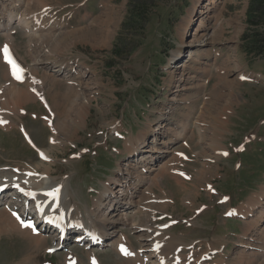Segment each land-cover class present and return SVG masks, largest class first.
Listing matches in <instances>:
<instances>
[{
	"label": "rangeland",
	"instance_id": "1",
	"mask_svg": "<svg viewBox=\"0 0 264 264\" xmlns=\"http://www.w3.org/2000/svg\"><path fill=\"white\" fill-rule=\"evenodd\" d=\"M23 1L29 6L17 8L15 15L25 14L31 20L33 14L41 13L42 28L29 35L28 30L12 26L8 32L14 40L13 55L26 76L35 78L36 87L47 90L53 98L62 97L67 88H72L75 97L66 107L59 103L51 115L48 109L46 114V105L41 101L15 105L10 85L0 90V97L6 96L0 98V111L8 107L4 103L16 112L24 108L27 114L21 119L27 123L22 127L33 140L31 144L26 139L19 120L7 116V128L0 125V170L15 172L17 168L39 165L40 172L44 167L36 148L48 150L50 175L64 185L66 202L84 214L93 208L109 180L119 177L120 168V172L138 170L140 165L129 160L126 142L136 141L144 133L150 140V130L163 123L162 130L170 126L173 131L169 135L180 131L183 137L167 142L171 153L165 158L155 154L156 166L143 172L149 186L156 174L164 167L166 170L142 194L145 208L164 200L173 202L168 209L146 208L148 213L155 212H150L154 217L149 226L167 243H181V254L191 250L202 254V264H264V254L251 248L239 255L241 240L253 238V243L262 245L264 236L247 232L251 228L242 217L226 214L264 187V60L252 58L240 48L248 0H148V11L139 21L128 19L130 8L136 12L129 0ZM208 1H213V7L203 22L209 28L212 44L202 51H192L190 56L188 46H183L175 57L180 39L187 33V19L192 17L195 28L201 17L199 10H204ZM48 24H53L51 32L60 33L57 37L43 34ZM75 30L79 32L73 33ZM44 38L51 42L41 44ZM5 41L0 32V48ZM191 56L193 59H189ZM226 56H236L235 66L226 64ZM47 61L72 63L79 72L63 71L60 75ZM2 67L0 87L7 83L8 76ZM69 81L76 84L68 85ZM174 95L175 102L170 100ZM67 107L80 110L87 123L51 143L53 133L44 123L45 117L54 115L53 124L59 120L64 130L70 126L63 121L62 112ZM36 116L38 120L33 119ZM173 153L185 155L175 165L176 171L167 170L168 157ZM135 190L141 192L142 186ZM15 205L12 212L17 213L18 203ZM135 212L127 214L118 230L127 236V245L138 251L141 241L130 227L138 220ZM1 218L5 217L0 215L3 225ZM243 231L247 232L245 236ZM115 233L103 247L92 249L99 264H135V259L116 252L114 242L120 235ZM46 239L37 247L26 232H4L0 228V264H66V252L45 254V248L51 246L50 238ZM68 246L78 257L77 264H91L83 247Z\"/></svg>",
	"mask_w": 264,
	"mask_h": 264
},
{
	"label": "bare ground",
	"instance_id": "2",
	"mask_svg": "<svg viewBox=\"0 0 264 264\" xmlns=\"http://www.w3.org/2000/svg\"><path fill=\"white\" fill-rule=\"evenodd\" d=\"M23 5L24 7L27 5V4H24L23 0H9V1L0 0V30L3 31L4 37L6 38L4 45H7L9 50L11 49L14 50V46H15L14 40L12 39V35L11 33L8 32V30H10L12 26L16 25V26L25 28V30H28L29 35L38 33L37 31L42 28V23H40V18H42L41 13H38V15L33 14L34 16L33 15L31 16V20L30 18H27L26 16H24L25 14L24 15L21 14L20 16L15 15L16 14L15 11L18 10ZM27 6H29V4ZM212 7H213V1H208L207 5L203 6L204 10H202V7H201V10H199V12L201 13V17L199 18L198 25L195 28L192 27L191 25L192 17L187 19L186 29H185L187 33L185 32L183 33L180 39V47L178 51L174 54L175 57H178L181 54L183 46H188L190 50L188 55L190 56L192 51L194 50L202 51L203 49L207 48L210 42L212 44L213 41L211 40V37L209 36V28L203 22V19H206L209 17ZM19 14H20V11H19ZM5 21H7L6 24H5ZM52 28H53V24L44 25L43 34L48 36L49 34L52 33L51 36L57 37L58 34L60 33L54 34L50 30ZM76 31L77 30L72 31V32L76 33ZM78 32L79 31H77V33ZM27 41L28 43L31 44L30 38H28ZM43 42L47 43L51 41L49 38H44L41 44ZM38 45L39 44H32V46H38ZM3 46L0 49H2ZM43 46H45V44ZM217 51L219 53V50ZM235 57L226 56V64H228L229 66L230 65L235 66L234 63L237 62V58ZM189 59H193V57L191 56L189 57ZM53 63L56 64L55 68L53 67L54 66ZM1 64L3 66L2 68L4 69L6 75L8 73L9 77L6 76L7 77V83H5L6 86L5 85L3 86V84H1L0 90H3L5 87L10 85L9 91L12 92L13 103L15 105L21 104V103H28L31 101H34L37 103L38 101H41L43 105L44 104L46 105L45 107L46 114H47V109H48L50 114L52 115V111H54V109H56L57 106H59V103H61L63 106L66 107L70 105V103L74 100L75 94L73 93L72 88H67L62 97L53 98L52 95H50L49 93H46L47 90L42 91V89H40L42 87L35 86V83H34L35 78L33 76H26V74H23L22 76H24V78L21 81L14 78L11 73L10 66L6 63L4 58L1 56V51H0V66ZM47 64L51 65L53 70H55V71L52 70L53 72H60V75L62 74L63 71H65V73H69L70 71H72L73 73L79 72L76 70L77 67L74 68V64L69 63V62L62 63V62L47 61ZM238 75H240V72L238 73ZM22 83L24 87H21ZM67 84L75 85L76 82L69 81ZM50 88L51 86H49V89ZM1 92L2 91H0V95H1ZM46 95L49 96L50 103L47 100ZM82 95H83V98L86 99L85 92H82ZM4 97L6 96H2L0 98H4ZM170 100L175 102L176 100L175 95L172 96ZM0 104H3V103L1 102ZM4 104H6L8 107H4L1 109L2 111H0V121H1L0 125L7 128L6 124L9 122V120H6L5 118L9 115L15 117L16 120L20 121L21 129L23 130L24 135L26 136V139L29 142L30 141L33 142L25 126L22 127L23 123L25 122H23L21 118L23 115L27 114V112H25V109L23 108V110H21L20 112H16V111H13L14 109L9 108V104L7 103H4ZM31 113L32 111L28 113L29 114V118H27L28 121L30 120L32 116ZM72 113L75 114V118L71 117ZM55 114L57 117L58 115L57 111L55 112ZM62 114L64 116L63 121L66 122L68 125H70L64 130L59 120L56 121L55 124H53L54 115L52 117L50 115L46 116L45 117L46 122H44V119L41 117L42 114H40L39 116L42 119V121L46 123V126H49L50 129L52 130L53 134L49 138L51 143H56L59 140L60 135L63 136L70 130H74V132H77V130L80 129L81 127L83 126L85 127L87 123L85 121V118L81 117L80 110H74L71 107H67L66 110L62 112ZM33 119L38 120L37 116L35 118L33 117ZM164 125L165 124L162 123L157 128L150 130L152 134L150 140H148V135L144 133V134H140V136H138L136 141L131 140V141L126 142L125 148L127 151L129 150L128 151L129 160L131 162H134L136 165H140L138 166V170L136 168L134 170L133 168L131 170L129 169V171L125 169V172H120L122 171V169L120 168L118 172L119 177L115 179L112 178L109 180V182L105 185L104 191L98 194L97 199H95V201L93 202V206H92L93 208L86 209L85 210L86 212L84 211V214L82 212L80 213V211L78 210H75V206H73L74 207L73 208L70 206V204L66 202V191L63 189L64 185L55 182L54 178L50 175L51 174L49 170L50 165L46 164L47 159L50 160L49 158L50 152L48 150H44L42 148H38V149L36 148V151L40 153L39 156L42 160L41 163H42V166L44 167L43 169L44 171L43 170L40 172L38 171L39 165H36L33 168H27V167L17 168L16 170L18 171L17 173L12 171L11 169L10 170L8 169L0 170V187L2 185H5L7 188H10V190L8 189L9 193H6V191L0 192V199L5 198L7 202L9 201V205L4 206L0 210V215L5 217L4 220H2L1 218V220L3 221V225L0 224V228L4 232L5 230L6 232L7 231H18V230L21 233L26 232V234L29 235V238H32L34 244L37 247L40 246L41 244H44L47 241L46 235H49L51 246H47L45 248L46 250L55 245L75 244L77 246L79 245L85 246L82 244L83 242H77V241L79 240L82 241L83 240L82 236L87 235V233L89 232L91 234L95 233L96 235H98L102 239V242L100 243L105 244L107 242H110V240L114 237L113 235H115L116 234L115 232L117 231L121 236L118 241H115L116 249L118 251H121V246H123V248L126 250L128 254H126L125 251H121L119 253L127 255L129 259H131L132 261H134L133 259H135V264H197V263H200L202 261V257L199 258V256L200 255L202 256V254H198V252L194 250H191L190 253L186 255L181 254L182 252L177 251L178 246H181L179 247L180 250L183 249L181 243L179 244H176L174 242L167 243V241L164 240L163 236H161L162 234L160 235L161 237H159L158 236L159 234L157 235L156 231L149 226L150 220H153V217H154L153 213L155 212L154 210H152L150 212H153V213H150V212L148 213V210L146 208L156 209V207H162V210H163V207L167 208L173 202H167V200H164L166 202L163 201L162 203H155V204L151 203V205L149 206L147 205L148 207L146 208L144 206L145 202H142V194L145 191L150 190L153 184H156L158 178L162 176L165 170V167H164L163 172L158 173L154 176V179L151 180L152 183L149 186L146 185L145 183L144 179L146 178L144 175L148 173V170L154 169L153 167L156 164L157 157L160 158L162 156V158H165L168 156V154L171 153V151L169 150L170 148L169 145L171 143H173L178 138L181 139L183 137V134L179 133L180 131L175 132L172 135H169L171 134L170 131L172 130H170L169 125H168L169 127H167L166 130H162V128H164ZM199 129L198 131L201 132L200 130H202V128L200 130ZM53 130H55V133L53 132ZM184 130H186V126L184 127L182 131ZM167 142H170V144H167ZM148 147L149 149L146 150V148ZM154 151H159V152L154 153ZM163 152H168V153H163ZM41 153H43V156H41ZM155 154H157V157L155 156ZM173 154L174 156L171 155L170 157H168V160L169 159L171 160L167 165V170L176 171L175 165L177 163H180L185 158V155L183 154L180 155V154H175V153ZM17 185H19V187H17ZM137 186H142L141 192H138L135 190ZM56 188H59L58 196L55 197L56 203L53 204L51 202L52 204H49L46 207V210H48L51 213L65 214L68 220L74 223L76 228L78 229L81 228L83 230L79 233H76L74 238L72 239L71 237L70 238L67 237V238L60 240L59 235L54 233V231L50 230L47 226L43 227L40 231H37V230L33 231V228H30V227H22L20 222L17 220L16 216L12 215L11 210L8 209L9 206H12L11 204H16L13 200L19 201L20 211L18 212L17 215H19L21 219L25 220L27 218L24 216V212H26L25 207L28 206V200H29L28 199L25 202L26 196L32 199V202L29 205L31 206V210H33V214H36V211H34L35 208L33 207L35 203L37 201L44 202L47 198H50L49 196L46 195V193ZM21 189H23V191H21ZM29 192H31L32 195L25 194ZM256 194H254L255 196L254 195L251 196L252 198L250 197L249 198L250 200L248 199V201H246L244 204H242L236 210H234L232 212V215L241 216L245 220H247L246 224L249 225L247 227L252 229V230L251 229L247 230V232L249 231L256 232L257 234L264 236V225H262V223L264 222V187L261 188V191ZM166 197L167 196H163V198L165 199ZM51 198L53 199V197ZM132 199H135L136 201L131 202ZM156 199H158V197ZM248 202H252V204L248 206L247 205ZM2 205L3 204H0V206ZM131 211L133 213L137 211V213L136 212L135 213L138 214V220L134 221L130 225L131 229H135L138 232V236L141 241L138 251H134L129 245H126L127 236L118 230L119 227L125 224L124 221L126 220V216ZM28 213H31V212L29 211L27 212V214ZM79 219H84V221L87 222V224L81 225L78 222ZM36 224H37L36 221L32 222V225L34 228L36 227L35 226ZM85 232L86 234H84ZM247 232L243 231L242 235L245 236ZM164 237L166 238V235H164ZM252 240H255V239L248 238L245 241L241 240L242 241L241 244L243 246H240L241 247V250H240L241 252H239L240 256H243L244 254L248 253L249 248L259 253L260 255L264 254V243L262 245H256L255 243L252 242ZM92 252H93L92 250L87 251V256L90 262L91 260L93 261L94 259L95 263H97L98 261L96 260V257ZM69 257L73 258V264L77 262L76 261L77 256H75L73 253L71 252L67 253L66 258H69ZM140 257H142L143 259H140ZM43 263L48 264L46 262H43Z\"/></svg>",
	"mask_w": 264,
	"mask_h": 264
},
{
	"label": "trees",
	"instance_id": "3",
	"mask_svg": "<svg viewBox=\"0 0 264 264\" xmlns=\"http://www.w3.org/2000/svg\"><path fill=\"white\" fill-rule=\"evenodd\" d=\"M136 12H132L128 19L143 20L148 11V0H129ZM246 29L240 37V48L252 58L264 60V0H248L245 13Z\"/></svg>",
	"mask_w": 264,
	"mask_h": 264
},
{
	"label": "snow or ice",
	"instance_id": "4",
	"mask_svg": "<svg viewBox=\"0 0 264 264\" xmlns=\"http://www.w3.org/2000/svg\"><path fill=\"white\" fill-rule=\"evenodd\" d=\"M0 51H2L3 58L6 61V63L10 66V70H11L13 77L18 79V80L21 79L22 76L20 74L23 72V69L20 68V66L12 58L8 46L4 45L3 48L0 49ZM241 78L244 79L245 77H241ZM224 154L227 155V153H224ZM41 156H43V153H41ZM181 175H183V173H181ZM17 187H19V185H17ZM21 191H23V189H21ZM58 193H59V188H56V189L51 190L50 192H47L46 195L49 197H57ZM27 194L32 195L31 192H29ZM226 214L230 215L231 213H226ZM13 215L16 216L17 220L20 222L22 227H30V228H33V231H35V228L33 227V225L31 224L30 221H26V220L21 219L19 217V215H17L15 212L13 213ZM50 251H51V249H50ZM121 251H125V253L128 254L126 252V250L123 248V246H121ZM93 264H95L94 259H93Z\"/></svg>",
	"mask_w": 264,
	"mask_h": 264
}]
</instances>
